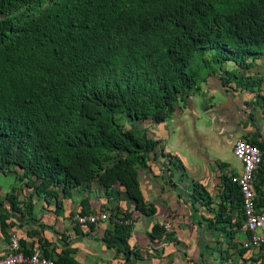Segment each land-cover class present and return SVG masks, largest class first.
<instances>
[{
  "label": "trees",
  "instance_id": "obj_1",
  "mask_svg": "<svg viewBox=\"0 0 264 264\" xmlns=\"http://www.w3.org/2000/svg\"><path fill=\"white\" fill-rule=\"evenodd\" d=\"M260 57L264 0H0V173L16 167L18 182L37 181L33 193L52 198L56 214L54 188L67 197L96 179L106 192L121 187L150 216L137 166L154 159L156 142L141 123L163 122L221 64L247 69ZM219 78L222 86L238 80L227 71ZM251 145L259 150L264 141ZM219 181L213 221L231 240L240 227H232L231 211L240 209L243 219L241 197L226 175ZM12 191L10 211L30 215L31 201L22 212ZM189 191L191 204L209 205L198 183L190 181ZM4 227L0 214L2 235ZM115 227L103 243L125 252L128 227ZM158 230L153 225L151 236Z\"/></svg>",
  "mask_w": 264,
  "mask_h": 264
},
{
  "label": "crops",
  "instance_id": "obj_2",
  "mask_svg": "<svg viewBox=\"0 0 264 264\" xmlns=\"http://www.w3.org/2000/svg\"><path fill=\"white\" fill-rule=\"evenodd\" d=\"M220 69L203 77L198 90L189 93L188 101L179 100L174 112L163 122L141 123L146 137L156 142L154 159L147 161L146 167L137 172L144 206L153 207L152 215L145 216L136 211L132 201L117 185L106 192L96 179H92L72 188L67 197H63L60 188L56 187L54 191L61 205L59 214L55 212L52 198L47 197L50 200L42 199L34 205L32 196L28 197L32 203L30 215L10 211L9 207V212L0 213L5 216L4 235L0 232V256L7 254L8 237L15 233L24 251L30 253L37 247L50 259H68L73 264H221L219 254L204 251L206 246H212L210 233L206 232L208 222L198 224L197 220L210 217L201 205L191 204L189 182L194 181L209 192L211 178L207 173L211 172V164L214 168L219 163L217 176L226 175L234 168L239 170V163L231 154L230 138L255 137L257 132L261 141L252 142L261 143L264 131H258L253 122L252 127H243L241 123L243 113L251 110L250 104H253L252 114L260 111L256 87L235 89L233 82L227 84L232 89L222 86L219 78L222 71L236 74L241 69L229 63L221 64ZM263 72L264 59H260L244 69V76L255 82L254 79L259 80ZM261 97L264 101V96ZM167 156L178 159L179 170L184 175L177 171L169 173L170 157ZM258 170L264 172L263 158ZM217 181L220 183L219 178ZM252 187L254 190V184ZM42 195L35 196L41 198ZM81 203L85 204V215L105 213L107 219L93 225L76 223L74 217L80 212ZM2 206L0 202V208ZM46 207L51 209L45 212ZM257 210L264 214V202ZM119 225L128 227L125 252L103 243L104 237H113L115 226ZM153 225L159 230L152 237ZM239 235L244 238L241 227Z\"/></svg>",
  "mask_w": 264,
  "mask_h": 264
},
{
  "label": "rangeland",
  "instance_id": "obj_3",
  "mask_svg": "<svg viewBox=\"0 0 264 264\" xmlns=\"http://www.w3.org/2000/svg\"><path fill=\"white\" fill-rule=\"evenodd\" d=\"M210 53H203V57L208 59L210 57ZM260 59H264L262 57L255 59L252 64H255L260 61ZM231 64V63H229ZM233 65V64H231ZM241 70H238L236 72V80L233 82L235 89H240V90H246V87H256V103L258 104L257 106L259 107L258 109L260 111L256 112L255 114H252V106L253 104H250L249 106L251 107V110L247 112V110L243 113V127H246L250 125L252 127V122L254 123L253 125L256 127V129L260 132L263 133L264 131V101L261 95L264 96V86L261 85L264 83V72L261 78L254 79L255 82L251 81L249 76L246 77L244 76V69L239 68ZM249 79L247 82L246 80ZM241 84V85H240ZM261 85V86H260ZM259 87H262L261 90H259ZM227 88H231L230 86L227 85ZM232 89V88H231ZM261 97V98H260ZM247 103V102H246ZM247 105V104H246ZM116 121L119 125H121L123 128L127 129L131 126L130 122L127 121L125 118L121 117H116ZM145 122V121H144ZM140 127V125H139ZM257 136L255 137H250L253 139H250L247 136H241L243 139L247 140L250 144L252 141H261L260 139V134L255 132ZM234 137L230 138V142L232 144ZM259 151L262 154V158L264 159V151L259 149ZM170 157V156H167ZM169 160V159H168ZM168 166V171L169 173H175L176 171L181 174H185L184 172L182 173L179 169V161L178 159H175V157L171 156L169 160ZM236 161V160H235ZM166 167V166H165ZM216 167V168H215ZM211 172L210 174L207 173V177H210L211 179L209 180V183L211 184L208 185V191L207 197L209 199V205H204L202 206L201 201H197L196 203L200 206L203 207V211L205 212L206 215H208L210 218H203L200 217L197 220V223L200 224L202 222H208L210 221L209 228L207 227L206 232H209L210 234V242L212 243L211 248H208V246L205 247L204 251L208 252L209 250L217 253L216 255L219 254L221 264H264V247L259 248L258 250H253V251H243L241 252L240 248V241L242 240V237L239 235V228L242 226L243 219L241 217V212L240 209H234L231 211V217L233 219L232 222V227L235 228V225L238 223L239 228L234 229L235 234L231 240H229L228 236L224 234V232L221 230L220 224L216 223L213 221L214 218V213L217 209V205L219 202V192L221 189L219 186V182L217 181L220 176H217V164L212 166L210 165ZM137 169L139 167L137 166ZM219 170V169H218ZM238 171V168H234L231 171L229 170L226 174L228 177L229 175H235ZM5 174L0 173V202L3 203V206L0 208V213H6L9 212L8 206L4 200V194L9 192L10 189L13 190L12 192L16 195V200L21 208L22 212H24L25 204L27 201H30V198L32 196V200L34 201V205H37V202L41 203V200L43 199L46 201L47 196L42 195L41 198H38L34 195L33 193V186L37 183L35 180H30L26 183L23 182H18L17 181V175L20 174V170L16 167H5L4 170ZM254 190H255V197H256V203H257V208H262L263 207V202H264V189H263V184H264V172H260L259 170L254 174ZM203 187V186H202ZM210 193V194H209ZM47 198V199H46ZM43 202V201H42ZM53 204V202H52ZM43 206V205H42ZM51 209V207H46L44 208L45 212H48ZM261 211V210H260ZM11 215H15L12 214ZM234 223V224H233ZM225 231H228V228H226ZM13 234V233H12ZM15 234V233H14ZM234 238L237 240L234 241ZM241 252V253H240Z\"/></svg>",
  "mask_w": 264,
  "mask_h": 264
},
{
  "label": "built area",
  "instance_id": "obj_4",
  "mask_svg": "<svg viewBox=\"0 0 264 264\" xmlns=\"http://www.w3.org/2000/svg\"><path fill=\"white\" fill-rule=\"evenodd\" d=\"M231 154L239 163V170L235 175H229L231 184H235L241 197V211L243 214L242 233L244 238L240 248L246 252L258 250L264 246V214L258 212L255 204V194L252 187L254 174L261 164L262 154L243 138H236L231 145ZM105 213L75 215L74 220L80 225L95 224L98 220L107 219ZM166 227V225H165ZM0 264H62L53 259L42 256L39 248L33 247L28 255L23 253L19 239L15 234L8 237L7 254L0 256Z\"/></svg>",
  "mask_w": 264,
  "mask_h": 264
}]
</instances>
